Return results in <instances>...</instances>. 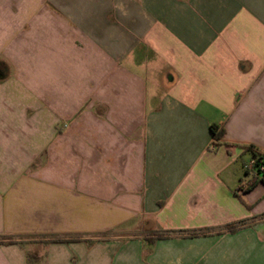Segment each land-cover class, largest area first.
Segmentation results:
<instances>
[{"label":"crops","instance_id":"0c3cea01","mask_svg":"<svg viewBox=\"0 0 264 264\" xmlns=\"http://www.w3.org/2000/svg\"><path fill=\"white\" fill-rule=\"evenodd\" d=\"M0 73V143L38 142L33 160L74 179L66 212L85 198L106 223L11 229L34 161L0 144V264H264L247 170L248 147L264 154V0H0Z\"/></svg>","mask_w":264,"mask_h":264},{"label":"rangeland","instance_id":"374dc122","mask_svg":"<svg viewBox=\"0 0 264 264\" xmlns=\"http://www.w3.org/2000/svg\"><path fill=\"white\" fill-rule=\"evenodd\" d=\"M74 74L77 81L79 80L81 82L83 74ZM52 79L53 78H51V81ZM46 81H50V79L47 78ZM30 114H33L32 110L30 111ZM62 129V132H64L65 130H68V127H63ZM30 133H33V131L31 130ZM7 143L2 142L0 144L5 145ZM38 144L39 143L36 141L29 142L28 144L26 142L17 141L8 143V145L14 146V156H22L25 160L30 157V161L33 160L35 151L38 150ZM5 154L6 150L1 149L0 159H2ZM46 156L47 155L45 154L37 156L35 158L36 160H33L34 162H32L33 164L31 165V170L29 171V176L31 179L29 180L28 184H26V190L24 189V199L21 200L22 197H20L21 199L18 197L17 200L20 202H15L14 205L20 207V209L22 208V211L17 210V207H15V213L13 216L14 221L12 223L9 222L11 229L14 228L25 230L27 232H34L31 236L48 237L47 235H52L51 233H56L65 229L81 230L85 228V226H88V228H98L101 225H105L106 223H104L103 220L96 215L97 213H95L93 222L89 218L88 221L85 219L87 213L86 205L89 204L85 198H79L77 203L73 200V206L68 207L66 212L64 203H69V198H67V195L65 194L66 190L63 191L60 190V188L69 189L70 185L68 182L74 179L68 173L66 168L61 165L58 166L57 164H54V159L51 161L50 168L44 170L43 168L45 167V161L46 164L48 161ZM16 161L17 156L15 157V164ZM82 177L84 178V175H82ZM82 177L80 176V179ZM82 183H84V181ZM21 192L15 191V194ZM55 199H60V201H55ZM88 206L90 207V204ZM94 207L95 210H97L96 206ZM69 211L72 212L71 216L68 215L70 217L65 215V212L69 214ZM54 213H61V215H63L62 217H65L63 218L64 220H54Z\"/></svg>","mask_w":264,"mask_h":264},{"label":"trees","instance_id":"16d2710c","mask_svg":"<svg viewBox=\"0 0 264 264\" xmlns=\"http://www.w3.org/2000/svg\"><path fill=\"white\" fill-rule=\"evenodd\" d=\"M6 76L4 75V73H0V81L2 80H5ZM212 133H213V136H214V139L215 140H219L222 138V135L224 132L222 131H218V127L217 126H213L212 127ZM251 154H252V157L256 160V168L260 165H263L264 166V154L261 153L257 148L253 147V146H250L248 147L247 149ZM262 181L264 182V173H263V176H262ZM240 224V223H239ZM237 225H231L228 227V230H231V231H235L236 230V227ZM169 233L171 232H167V231H163L162 234H160L157 238L158 239H161V238H164L166 237ZM153 240H151L152 242ZM29 259H30V256H29Z\"/></svg>","mask_w":264,"mask_h":264},{"label":"built area","instance_id":"2783aa9c","mask_svg":"<svg viewBox=\"0 0 264 264\" xmlns=\"http://www.w3.org/2000/svg\"><path fill=\"white\" fill-rule=\"evenodd\" d=\"M256 160L254 158H252V160L250 161V163L247 166V170L251 173H253L255 176L257 177H262L263 173H264V166L260 165L256 168Z\"/></svg>","mask_w":264,"mask_h":264}]
</instances>
